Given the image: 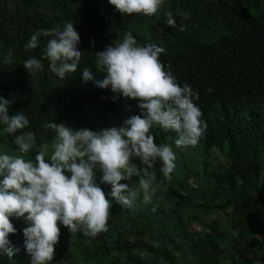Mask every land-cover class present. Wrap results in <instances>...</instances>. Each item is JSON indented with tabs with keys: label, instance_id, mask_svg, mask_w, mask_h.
I'll return each mask as SVG.
<instances>
[{
	"label": "trees",
	"instance_id": "obj_1",
	"mask_svg": "<svg viewBox=\"0 0 264 264\" xmlns=\"http://www.w3.org/2000/svg\"><path fill=\"white\" fill-rule=\"evenodd\" d=\"M69 1L47 0L53 17L46 18L43 8L47 2L43 0H15L12 6L9 0H0V96L12 101L10 114L22 112L28 118L30 124L24 131L35 133L36 145L49 144L53 140L55 132L44 127L49 122L66 123L76 130L96 131L94 124L84 116L85 103L112 114L119 112V102L111 88L102 89L96 84L106 74L96 69L95 52L122 42L124 34L131 32L140 45L154 44L164 48L160 59L166 70L171 71L181 86L188 84L194 92H199L200 98L194 102L202 109L208 124L198 143L199 151L204 161L212 150H217L229 161L223 172L210 173L217 187L225 185L229 196L225 203L231 205L243 223L246 214L264 216V0H165L160 12L146 16L145 33L129 28L126 19L109 0H100L103 5L94 8L98 14L97 23L69 18L81 37L78 50L83 56L78 71L61 80L50 71L49 62L43 58L47 38L41 36L38 47L29 52H25L24 45L35 32L64 25L54 11ZM177 9L187 12L188 19L181 20ZM41 10L43 12H39ZM168 11L177 20L175 28L166 24ZM135 15L140 19L143 16ZM181 25L183 31L179 30ZM86 37H91V41ZM9 51L13 63L6 65L3 61ZM33 57L40 59L44 67L35 74V87L27 94H20L12 78L14 61L23 62ZM85 68L91 69L93 80L84 81ZM209 88L213 89L211 93ZM3 127L0 124V143L17 154L14 139L20 133L6 134ZM152 134L157 145H166L168 138H178L177 133L159 127H155ZM159 167L157 163L158 182L164 179ZM177 197L188 202L187 196ZM256 217H253L255 221ZM255 221L253 223L259 226ZM12 223L17 232L9 236L13 253L10 258L15 264H31L24 228L13 219ZM182 235L196 251L200 264L217 263L215 254L223 250L218 249L212 239L213 232L205 238H193L185 232ZM242 246L247 245L242 241L234 245L238 257H243ZM115 249L124 253L132 264H144L135 256L137 250L155 253L136 238L118 242ZM159 253L169 264H175L174 256L165 251L164 245Z\"/></svg>",
	"mask_w": 264,
	"mask_h": 264
},
{
	"label": "clouds",
	"instance_id": "obj_2",
	"mask_svg": "<svg viewBox=\"0 0 264 264\" xmlns=\"http://www.w3.org/2000/svg\"><path fill=\"white\" fill-rule=\"evenodd\" d=\"M109 3L123 15L152 17L162 10L165 0H109ZM165 15L166 24L177 27L173 13L168 11ZM177 15L181 20L189 16L179 9ZM179 30L183 31L184 26ZM41 36L47 38L43 58L49 62L50 71L61 80L76 73L83 53L78 50L81 37L73 22H66L63 28L57 25L35 32L25 48L36 49ZM164 52V48L154 44H138L131 32L124 34L122 42L95 52V67L106 74L96 81L97 86L110 87L117 97L122 95L139 102L141 115H132L121 127L76 130L66 123L49 122L44 127L52 129L55 136L50 145L37 146L35 133L24 131L30 124L28 118L22 112L10 114L12 101L0 96L3 132L20 133L14 139L18 153L0 154V256L13 255L9 239L10 234L17 232L13 217L23 218L29 225L23 234L31 264H51L60 240V224L71 234L80 232L95 238L109 231L113 201L132 208L142 194L143 204H153L160 185L173 179L176 155L171 146L157 145L152 129L159 127L177 133L175 145L182 148L197 146L208 128L202 109L194 102L199 100V92L188 84L181 86L166 70L160 59ZM3 63H13L11 51ZM23 66L31 76L44 67L34 57L24 60ZM82 75L85 82L94 79L89 68ZM212 91L208 89L209 93ZM34 149L35 161L26 159ZM134 157L145 167L134 164ZM157 163L164 178L159 183H156ZM97 171L101 173L99 184ZM133 177H139L138 189L121 183ZM101 184L110 185V191L105 192ZM158 207L157 202L152 211Z\"/></svg>",
	"mask_w": 264,
	"mask_h": 264
},
{
	"label": "rangeland",
	"instance_id": "obj_3",
	"mask_svg": "<svg viewBox=\"0 0 264 264\" xmlns=\"http://www.w3.org/2000/svg\"><path fill=\"white\" fill-rule=\"evenodd\" d=\"M43 1L47 2V0ZM9 4L12 6L15 0H9ZM47 4L48 2L43 8L45 17L52 18V9ZM102 5L100 0H87V2L71 0L58 6L54 12L62 23L68 22L69 18L73 17L78 22L95 24L98 22V14L94 8H100ZM124 18L127 21L126 25L132 30L146 32L148 26L146 16H141L140 19L133 14L123 15ZM63 26L61 24L62 28ZM86 38L91 41V37ZM25 45V52H29ZM14 66L15 72L12 78L18 92L29 93L35 87L36 76H31L20 60H15ZM113 94L117 97V94ZM117 99L120 107L117 114L85 103L84 116L94 124L96 131L109 127H121L132 115H141L138 101L126 99L122 95ZM154 129L155 127L152 131ZM176 139L166 140V145L171 146L176 155L173 179L160 185L153 204H143L142 194L132 208L122 207L113 201L108 222L109 231L95 238L85 237L80 232L71 234L68 228L60 224V240L55 246V256L51 264H132L124 253L115 249V245L122 240L131 241L135 238L155 250L154 254L144 249L134 253L144 264H169L159 253L163 245L165 251L174 256L175 264H200L199 256L184 239L183 232L193 238H205L213 232L212 239H215L218 249L223 250V252H216V264H264V216L256 217L246 214L244 216L247 218L246 221L241 222L240 217L234 214L231 205L225 203L229 198L224 190L225 185L217 187L210 175L211 172H223L228 168L229 161L217 150H212L204 161L199 151V144L195 147L179 149L175 145ZM2 153L15 154L0 143V154ZM50 153L51 149H49ZM36 155L37 152L34 149L25 158L35 161ZM132 162L141 168L144 167L139 158L134 157ZM66 174L70 176V173ZM100 176L101 173L97 171L98 184ZM138 179L139 177H133L131 181L125 180L121 183H127L129 187L138 189ZM156 183L159 182L156 181ZM100 186L105 192L110 191V185L101 184ZM177 195L187 196L188 202H182ZM157 202L159 207L153 212L152 208ZM253 217H256L257 221ZM11 219L23 228L29 226L23 218ZM253 221L259 223V226ZM239 241L247 245L240 247L243 257H238L236 247L234 248L235 243ZM207 249H210L209 245ZM0 264H15V261L8 254H4L0 256Z\"/></svg>",
	"mask_w": 264,
	"mask_h": 264
}]
</instances>
